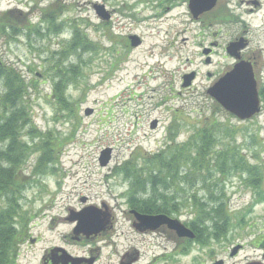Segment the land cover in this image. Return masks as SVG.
<instances>
[{"label":"rangeland","instance_id":"1","mask_svg":"<svg viewBox=\"0 0 264 264\" xmlns=\"http://www.w3.org/2000/svg\"><path fill=\"white\" fill-rule=\"evenodd\" d=\"M161 1L166 0H0V20L5 22L0 26L7 28L0 34V58L34 84L29 105L37 129L63 140L55 147L56 162L48 163L44 174L31 171L38 150L28 155L21 173L30 182L18 199L25 239L31 233L40 240L33 247L20 243L17 264H38L44 248L61 240L58 233L67 232L60 218L68 208L83 206L82 197L87 204L103 201L116 207L121 230L129 234L120 213L129 205V181L121 170L127 162L146 169L149 155L169 142L170 126L178 131L176 144L204 125L213 133V126L219 130L206 185L225 193L227 216L223 213L224 219H208L206 224H225L234 241L245 244L253 235L264 234V198L259 199L264 195V0L256 14L246 12L253 7L246 3L249 0H219L197 19L191 17L187 1L173 7ZM99 4L110 12L108 21L95 13L94 5ZM76 27L88 43L71 50ZM243 31L250 49L260 51L256 77L261 110L246 120L217 109L206 93L232 63L227 43ZM131 35L141 39L138 46H131ZM205 49H213L212 54H204ZM192 72L190 85L183 87L182 77ZM61 73L71 79L63 83L66 102L59 105L53 87ZM105 148H111L110 160L100 166L98 158ZM226 149L241 155L249 170L230 169L222 175L214 162L216 151ZM253 169L259 174V187L247 182ZM187 178L194 185L186 192L204 198V185L198 182L202 177L194 171ZM191 211L183 209L180 219H194ZM144 243L141 249L151 254L154 245ZM187 263L188 258L181 259V264Z\"/></svg>","mask_w":264,"mask_h":264},{"label":"trees","instance_id":"2","mask_svg":"<svg viewBox=\"0 0 264 264\" xmlns=\"http://www.w3.org/2000/svg\"><path fill=\"white\" fill-rule=\"evenodd\" d=\"M161 2L173 7L181 0ZM2 24L5 22L1 19L0 25ZM7 27L16 31L11 25ZM6 30L7 28L0 26L1 35L6 34ZM87 43L85 35L76 27L69 49L75 50ZM59 76L53 91L56 102L61 105L66 102L63 83L71 77L64 73ZM0 87V264H17V248L26 237L24 219L18 213V199L21 191L30 183L21 173L25 169L28 155L38 150L41 152L31 171L33 175L44 174L48 163L56 162L55 147L61 146L63 140L55 139L52 131L42 132L37 129L29 105V89L34 87V84L25 81L17 68L5 63L1 58ZM261 95L264 97V90ZM215 105L217 109L221 108L217 103ZM170 127L167 129L169 142L159 152L149 155L145 160L146 169H137L133 162L124 164L121 172L125 180L129 181V206L148 214L162 213L171 216H179L183 209L190 208L191 213L194 212L198 217V220L196 217L193 219L196 223L208 219L218 222L221 217L224 219L227 216L225 193L223 194L221 189L215 192L213 187L206 185V181L210 180V176L206 175L212 172L210 155L213 156L215 137L219 130L213 126L214 128H211L216 129L213 133L208 125H204L189 135L185 142L176 144L174 141L178 131L175 127ZM216 153L214 163L222 175L230 169L249 170L247 163L238 153L227 149L218 150ZM194 171L202 177L198 182L204 185V198L196 193L186 192L194 185V180L187 178V175ZM258 175L253 169V174H250L247 182L259 187L261 182ZM182 185H186V188ZM263 198L264 195L259 199Z\"/></svg>","mask_w":264,"mask_h":264},{"label":"flooded vegetation","instance_id":"3","mask_svg":"<svg viewBox=\"0 0 264 264\" xmlns=\"http://www.w3.org/2000/svg\"><path fill=\"white\" fill-rule=\"evenodd\" d=\"M181 1L182 3L187 1L188 6V0ZM246 3L253 6L246 10L248 14H256L261 9L260 0H249ZM202 15L205 16L207 13ZM244 34L245 31L227 43V46L234 43L236 48L238 45L241 47L235 49L237 57L229 55L227 46L225 47L232 63L224 73L228 72L237 62L249 65L256 80L258 95H260L257 81L259 77H256V70L260 65L257 55L260 51L250 49V41ZM212 52L213 49L209 54ZM83 199L84 202H82ZM80 200L83 206L78 209L68 208L67 215L60 218L61 224L68 226L66 233H58L62 241L44 248L38 264H181L182 258H188L187 264H229L227 261L229 259L230 264H264V234L262 236L253 235L251 242L245 244L239 240L234 241L229 229L224 226L225 224L213 227L208 226L207 221L196 223L193 217L189 221H183L180 216L166 214L164 215L179 220L191 231L192 237L183 235L184 232L175 230L168 223L149 229L140 224L134 212L140 215L162 213L148 214L128 205L126 209L120 211L124 216L123 221H126L129 226L130 233L126 235L125 231L121 230V223L117 221L116 207H110L103 201L98 205L87 204L86 197ZM87 207H93L94 212H97V221L94 227H91L92 231L81 230L78 227L77 214ZM48 227L52 230V223ZM39 240V235L32 237L29 233L27 239H24L21 244L33 247ZM151 240L154 242L150 243ZM144 242L150 243L149 246L154 245L155 249H151V254L146 255L143 248L141 249ZM21 244L18 248V257ZM225 253L227 257L224 258ZM240 255H243L242 258H239Z\"/></svg>","mask_w":264,"mask_h":264},{"label":"water","instance_id":"4","mask_svg":"<svg viewBox=\"0 0 264 264\" xmlns=\"http://www.w3.org/2000/svg\"><path fill=\"white\" fill-rule=\"evenodd\" d=\"M218 0H188V10L193 19H197L199 15L210 11L216 6ZM94 10L97 16L103 20L108 21L110 18V12L107 11L103 5H94ZM131 46L135 47L141 43V39L136 35L130 37ZM238 45V44H236ZM241 46H235L231 43L227 46V52L229 55L237 57L235 52ZM236 49V50H235ZM210 49H205L204 54H208ZM210 61L207 56L205 62ZM194 72L186 74L182 77L183 87L190 85L191 80L194 78ZM206 93L226 112L235 116L240 120L250 119L252 116L260 111V101L257 90L256 80L252 68L243 63L237 62L226 73L221 75L207 90ZM91 110L87 109L85 113H90ZM151 128L155 127V122L151 123ZM111 148H105L100 152L98 158L100 166H105L110 160ZM84 202V199L82 200ZM139 219L141 225L145 228L153 229L160 224L168 223L170 227L177 231H182L183 235L192 237V233L189 229L184 227L182 223L177 219H172L164 214L158 215H140L134 212ZM77 217L78 227L81 230L92 231V226L96 223L97 212H94L93 207H87L80 211Z\"/></svg>","mask_w":264,"mask_h":264}]
</instances>
